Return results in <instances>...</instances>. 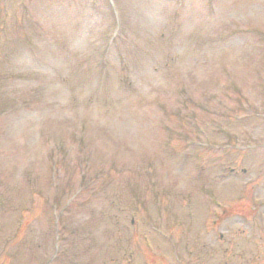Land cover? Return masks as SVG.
I'll use <instances>...</instances> for the list:
<instances>
[{"label":"rangeland","instance_id":"obj_1","mask_svg":"<svg viewBox=\"0 0 264 264\" xmlns=\"http://www.w3.org/2000/svg\"><path fill=\"white\" fill-rule=\"evenodd\" d=\"M0 264H264V0H0Z\"/></svg>","mask_w":264,"mask_h":264}]
</instances>
